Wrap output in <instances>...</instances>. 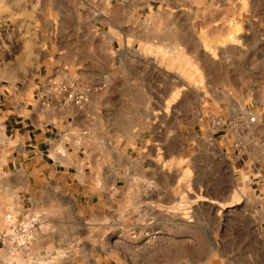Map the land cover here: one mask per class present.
I'll use <instances>...</instances> for the list:
<instances>
[{
	"label": "rangeland",
	"instance_id": "1",
	"mask_svg": "<svg viewBox=\"0 0 264 264\" xmlns=\"http://www.w3.org/2000/svg\"><path fill=\"white\" fill-rule=\"evenodd\" d=\"M190 1L83 52L95 63L94 89L86 75L62 79L60 107L77 94L71 103L84 114L67 130L70 170L78 160L85 175L110 178L101 198L112 203L89 195L86 209L79 187L83 210L64 199L59 221L87 226L99 248L119 244L141 264H264V0ZM31 18L25 31L0 25L2 82L60 80L58 52H37L55 33L44 31L38 6ZM24 34L32 50L21 55L13 43Z\"/></svg>",
	"mask_w": 264,
	"mask_h": 264
},
{
	"label": "crops",
	"instance_id": "2",
	"mask_svg": "<svg viewBox=\"0 0 264 264\" xmlns=\"http://www.w3.org/2000/svg\"><path fill=\"white\" fill-rule=\"evenodd\" d=\"M35 6H38L44 31L55 33L54 44H50L49 49L40 44L37 52H58L53 70L54 79L60 80L51 82L45 75L21 84L0 81V225L6 215H38L40 231L31 248L36 253L57 252L56 264H141L138 256L127 258L126 250L119 244L99 248L92 242L87 226L67 229L59 221L64 199L70 210L74 205L79 211L83 210L84 206L76 197L79 187L88 194L84 203L86 209H90L93 202L88 200L89 195L92 198L95 195L97 203L109 206L112 200L102 198L110 190L112 180L85 175V166L78 160H75L76 173L71 172L70 160L74 157L71 153L76 149L73 147L70 152L65 146L67 130L77 126L84 114L71 102L60 107L64 95L58 88L60 85L67 88L62 80L66 75L82 81L86 75L87 87L94 89L89 83L97 78L95 63L93 60L83 62V52L101 49L99 43L96 46V41L105 33L110 38L112 34L122 36L143 16L163 9L185 10L191 7V1L0 0V25H20L25 31L30 28L26 26L32 24L31 13ZM40 39H45L47 44L46 34L42 31ZM28 41L24 34L14 41V48L22 52L21 55L31 52ZM98 185L108 188L99 194L95 189Z\"/></svg>",
	"mask_w": 264,
	"mask_h": 264
},
{
	"label": "built area",
	"instance_id": "3",
	"mask_svg": "<svg viewBox=\"0 0 264 264\" xmlns=\"http://www.w3.org/2000/svg\"><path fill=\"white\" fill-rule=\"evenodd\" d=\"M77 94H67V101L79 104ZM254 121V118H250ZM41 219L35 214L6 215L0 225V264H56L57 252H34L31 248Z\"/></svg>",
	"mask_w": 264,
	"mask_h": 264
}]
</instances>
